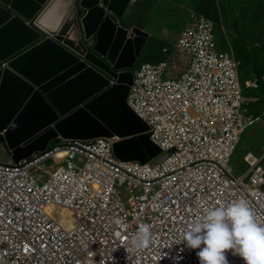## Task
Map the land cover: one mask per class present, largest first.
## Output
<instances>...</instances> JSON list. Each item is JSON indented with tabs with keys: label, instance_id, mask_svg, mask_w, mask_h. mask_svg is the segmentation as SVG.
I'll return each mask as SVG.
<instances>
[{
	"label": "built area",
	"instance_id": "built-area-1",
	"mask_svg": "<svg viewBox=\"0 0 264 264\" xmlns=\"http://www.w3.org/2000/svg\"><path fill=\"white\" fill-rule=\"evenodd\" d=\"M213 31L201 18L184 32L179 49L196 58L183 77L163 62L134 72L129 103L163 149L153 162L120 161L118 139L103 137L0 161V264H199L198 249L178 242L206 207L244 198L264 224V168L254 171L256 188H229L245 99L237 64L215 52ZM140 224L152 232L144 250L128 243Z\"/></svg>",
	"mask_w": 264,
	"mask_h": 264
},
{
	"label": "water",
	"instance_id": "water-1",
	"mask_svg": "<svg viewBox=\"0 0 264 264\" xmlns=\"http://www.w3.org/2000/svg\"><path fill=\"white\" fill-rule=\"evenodd\" d=\"M58 1L55 28L43 25ZM130 5L0 0V161L18 163L60 139L101 136L121 139L113 148L124 162L146 164L162 154L127 103L149 36L119 24Z\"/></svg>",
	"mask_w": 264,
	"mask_h": 264
},
{
	"label": "clouds",
	"instance_id": "clouds-1",
	"mask_svg": "<svg viewBox=\"0 0 264 264\" xmlns=\"http://www.w3.org/2000/svg\"><path fill=\"white\" fill-rule=\"evenodd\" d=\"M135 1L136 0H131V5L129 6L128 10L132 6V4H134ZM215 5L217 9L219 8L218 10L220 12L221 19L220 25H218L217 22L210 18L207 14L203 13V11H199L197 9L193 10L191 12L190 22L187 27L183 29L176 45L172 48L166 47L163 49V51L168 55L167 59H164L158 63L146 61L136 67V64L144 50L143 48L140 56L138 57L135 63L134 68L132 69L133 79L134 72L141 68L143 64L150 63L157 65L161 62L169 63L173 67H170V73L172 74L171 76L183 77V75L187 73L191 68L196 57L189 53H184L180 51V40L183 37L184 32L191 26L194 27L199 19L206 18L208 21H210L214 26L213 35L216 44L215 52L220 55L219 57L223 55L237 64V77L240 89L242 90L243 98L245 99L241 110H239V118L241 122V126L239 127L241 129L240 131H238L239 142L237 148L235 149L233 155L229 160V167L231 169L230 177L232 178L229 184V188L231 190L254 189L256 188V185L253 180L254 171L258 167L264 168V155L262 157H259L257 155H254L253 153H248L244 157V161L246 164H248V167L243 173L239 175H236L234 167L232 166V162L235 155L238 153V149L246 132L250 128H255L259 126L264 128V99L261 98L258 95L259 92H257L260 89H264V33L255 32V36L253 38L254 43H251L243 38L240 31H237V29H232L231 26L230 29L226 31L225 26L228 25V23L226 22V16L223 14L220 0H217ZM261 5L264 6V2ZM119 24H121L120 21ZM231 30L236 32H231ZM217 32L219 35L217 34ZM221 35H223L225 38L224 44L226 46V50L224 51L220 50L221 44L218 42V39ZM238 41H241L244 45H246L248 50H253L258 54V56L254 59L253 65H245L244 62L238 57V52H236V43ZM261 62L263 63L262 66ZM8 63V60L2 61V66L6 67ZM132 83L130 84L127 103L129 107L134 111V113L141 120L148 124L147 121H145L135 112V110L131 107L129 103V96L131 92ZM251 118L254 120L260 119V122L256 123L255 125L245 127L247 120ZM149 133H151V139L154 141L153 134L151 132V127ZM228 133H230V136L233 134L229 132L228 129L224 130V134ZM101 137L104 138V136ZM114 138L118 139V141H116L114 145L121 140L116 136L108 139ZM62 140L80 139H60L58 143H60ZM54 146H50L49 148ZM162 154H160L157 158H159ZM157 158H155L154 160H156ZM117 159L120 160L119 158ZM154 160H152L151 162H153ZM114 222L119 226H123L124 224L123 218H116ZM128 243L131 245L132 248L136 250H144L148 248L152 243V232L150 225L140 224L137 232L131 237ZM178 243H183L189 249H198L196 255L199 258V264H264V224L256 220L254 212L250 208L247 200L244 198H240L235 202H232L227 205L219 204L212 207H206L202 215H197L189 220V222L185 226V229L182 232ZM228 250H231L232 253H227ZM180 251H183V248H181ZM235 255H238L240 258L235 257ZM178 258L179 257H177V259Z\"/></svg>",
	"mask_w": 264,
	"mask_h": 264
},
{
	"label": "crops",
	"instance_id": "crops-1",
	"mask_svg": "<svg viewBox=\"0 0 264 264\" xmlns=\"http://www.w3.org/2000/svg\"><path fill=\"white\" fill-rule=\"evenodd\" d=\"M263 2V0H220L226 22L227 19L230 20L228 25L232 29L236 30L240 26L238 22L240 18L247 17L258 27L256 33H264V6L261 5ZM195 9L192 0H136L120 19L122 25L140 27L150 35L141 54L143 61L136 64V67L146 61L158 63L167 59L168 55L163 49L166 47L172 48L176 45L183 29L190 22L191 12ZM151 15L154 17L155 22L149 24L147 22ZM159 19L160 22H158ZM231 32L236 31L231 30ZM165 36L169 37L165 38ZM219 40L221 47H226L223 35L220 36ZM257 92L264 99V89ZM259 130L264 135V128L259 126ZM257 144H255L257 145L256 150L252 148L237 154L241 155L243 161L248 153L262 157L264 155V144L260 143L259 140ZM245 167H248V164L245 163V166H241L240 169L242 170Z\"/></svg>",
	"mask_w": 264,
	"mask_h": 264
},
{
	"label": "rangeland",
	"instance_id": "rangeland-1",
	"mask_svg": "<svg viewBox=\"0 0 264 264\" xmlns=\"http://www.w3.org/2000/svg\"><path fill=\"white\" fill-rule=\"evenodd\" d=\"M160 21L161 20L159 19L158 22H160ZM153 22H155V20H154V17L151 15V17L148 19L147 23L151 24ZM238 22H239L240 26L237 28V31L240 30L241 35L243 36V38L246 41L254 43L253 38L255 36V32L258 29V27L254 23H252L247 17H243L242 19L240 18L238 20ZM227 23L230 24L229 19H227ZM225 29H226V31H228L230 29V26L226 25ZM217 34H218V32H217ZM168 37L169 36H165V38H168ZM220 40L218 39L219 43H220ZM220 50L224 51V50H226V48L221 47V45H220ZM141 61H143L142 57L138 60L137 64L140 63ZM262 64L263 63L261 62V66H262ZM258 140L260 141V143L264 144V135L261 134L259 127L250 128L242 139V142H241L240 147L238 149V153H241L243 151L245 152L246 150H249L252 148H253V150H256L257 145H258L257 144ZM255 144H257V145H255ZM51 162H52V159L48 160L47 161L48 165L51 164ZM232 166L234 167L236 175L243 173L247 169V167H245L242 170L240 169L241 166H245V162L243 161L241 155H239V154H237V156L234 157L233 162H232ZM124 198L126 199V196H124Z\"/></svg>",
	"mask_w": 264,
	"mask_h": 264
},
{
	"label": "trees",
	"instance_id": "trees-1",
	"mask_svg": "<svg viewBox=\"0 0 264 264\" xmlns=\"http://www.w3.org/2000/svg\"><path fill=\"white\" fill-rule=\"evenodd\" d=\"M216 1L217 0H192V4L197 10L203 11V13L207 14L210 18L215 20L218 25H220V12L215 5ZM236 52H238V57L244 62V64L249 66L254 64V59L258 56L253 50H248L246 45L241 41L236 43Z\"/></svg>",
	"mask_w": 264,
	"mask_h": 264
},
{
	"label": "bare ground",
	"instance_id": "bare-ground-1",
	"mask_svg": "<svg viewBox=\"0 0 264 264\" xmlns=\"http://www.w3.org/2000/svg\"><path fill=\"white\" fill-rule=\"evenodd\" d=\"M58 10H59V1L57 2V4L54 5V7L50 11H48V13H46L43 16V18L41 19V23L45 26H49L50 28H55V25L58 22V17H57V14L56 15H53V14L55 11L57 13ZM48 211L52 213L54 209L51 208ZM66 213H68V211H63L61 212V215L65 216Z\"/></svg>",
	"mask_w": 264,
	"mask_h": 264
}]
</instances>
